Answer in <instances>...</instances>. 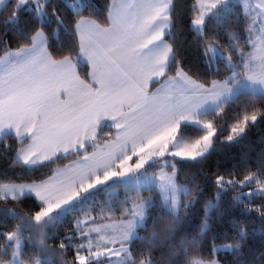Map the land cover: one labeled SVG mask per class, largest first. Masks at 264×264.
I'll return each mask as SVG.
<instances>
[{"label": "snow or ice", "instance_id": "1", "mask_svg": "<svg viewBox=\"0 0 264 264\" xmlns=\"http://www.w3.org/2000/svg\"><path fill=\"white\" fill-rule=\"evenodd\" d=\"M174 2L110 0L106 26H101L92 18L94 11L83 14L94 8L92 0H65L72 17L67 22L54 5L49 11L51 0H0V11L10 9L5 34L15 30L27 41L11 48L0 39V158L10 160V168L32 172L77 157L55 168L45 180H0V201L19 203L31 196L40 205L31 216L0 208V216L17 221L11 230L0 232V264H49L45 229L97 192L114 194L119 187L135 195L119 202V218L110 203L102 205L96 216L85 210L59 245L61 251L69 247L74 251V259L65 264H153L143 253L137 260L131 249L137 239L149 248L157 239L155 231L147 237L137 234L140 228L147 230L149 210L158 206L176 223L181 211L195 204L201 189L178 183L180 164L200 163L215 150L221 129L213 121L224 119L226 107L241 94L252 97L249 103H255L257 96L264 98V0H235L243 10L246 38L241 42L230 31L227 49L207 38L206 28L209 19L217 26L225 22L235 6L233 0H195L190 28L204 41V64L219 73L218 61L222 62L229 73L222 80L206 82L190 75L177 57ZM22 11L35 21L30 35L19 27ZM53 23L51 39L62 47L61 32L71 38L69 54L57 57L50 50L45 27ZM234 54L239 57L236 62ZM82 64L90 68L87 80L78 72ZM152 84L158 87L153 89ZM261 118L264 111L260 109L238 114L222 143L238 142ZM188 127L203 134L190 140L184 132ZM103 128L109 132L101 137ZM9 139L15 140V148L6 143ZM89 147L94 150L89 152ZM157 166L158 170L149 171ZM261 177L264 172H249L243 179L217 175L214 200L204 205L201 234L209 228L211 212L230 190L237 193L232 197L234 205L244 204L245 213L255 211L264 219V206L246 203L254 194L264 195ZM253 181L257 188L243 192ZM153 188L160 197L158 204L140 195ZM25 229L39 234L35 244L40 254L26 258L24 246L33 237H25ZM233 229L234 236L213 243V259L192 257L185 264H220L217 253H238L248 232L236 221ZM195 244V238L187 242Z\"/></svg>", "mask_w": 264, "mask_h": 264}, {"label": "trees", "instance_id": "2", "mask_svg": "<svg viewBox=\"0 0 264 264\" xmlns=\"http://www.w3.org/2000/svg\"><path fill=\"white\" fill-rule=\"evenodd\" d=\"M109 2L110 0H92L94 8L86 9L83 14L87 16L89 11H94L95 15L92 18L101 25H106L105 16ZM233 2L235 6L222 25L217 26L213 20L209 19L206 28L207 38H214L225 49L230 45L228 35L230 31L236 32L241 42L246 38L243 10L239 3L234 0ZM194 3L195 0H175L174 2L173 17L177 22L176 28L178 30L174 45L177 50V57L185 70L189 71V74L193 75L194 78H198L203 82L210 81L213 78L223 79L225 75L229 74L224 63L218 61L219 73L207 69L201 48L204 41L202 38H196L195 33L190 28ZM53 5L65 17L66 22L71 20V12L65 7V0H51L49 11H51ZM9 11L10 9L7 7L0 11V39L6 41L9 47L16 48L27 41L15 30H9L5 34L4 21L8 18ZM20 21L19 27L24 28L30 35V29L36 26L35 21L25 11L21 12ZM25 22H28L27 28L25 27ZM54 27V23L45 27V31L49 34L51 40L50 50L57 57L69 54L72 48L71 38L61 32L60 43L62 47L58 46L57 41L51 39ZM247 50L248 48L245 45V51ZM2 54L3 50L2 46H0V55ZM238 58L235 54L233 55L234 62ZM174 71L175 69L173 68L172 72ZM78 72L83 79L87 80L88 65L82 64L78 68ZM251 99L250 95L241 94L239 99L226 107L224 119L216 118L213 121L214 125H218L221 131L215 137V150L206 159L200 163L180 164L178 182L193 188L198 186L201 189L198 194H195L198 195V199L194 205L181 211V219L176 223H172L170 217L160 207H152L149 210L146 221L147 230L140 228L137 234L140 237H147L155 231L157 239L151 248L146 242H142L139 239L132 243L131 249L137 260L141 258V253L149 256L153 264H185L186 259L192 257L211 260L213 259V243L221 244L226 235L229 238L234 236L233 221H236L247 228L248 236L243 242V247L238 253L219 252L215 255V258L219 260L220 264H264V259L261 258L264 256V219H261L255 211L245 213L244 204L234 205L232 197L237 194L236 191L230 190L222 196L219 207L211 212V218L208 221L209 228L205 233L201 234V225L205 220L204 205L206 201L214 200L215 186L213 181L217 175H224L225 177L235 175L237 179H243L249 172L257 173L258 175L264 172V118L259 119L254 125H250L238 142L231 144L222 143L230 134V128L238 114H242L245 110L249 113L256 109L264 111V98L257 96L255 103H249ZM208 119L212 120L213 117L210 116ZM108 132V128H103L101 137H104ZM184 132L190 140H194L203 134L191 127L185 128ZM6 143L12 144L13 148L16 146L14 139H9ZM91 149L89 147L88 151ZM76 158L71 156L68 159H62L57 163L32 172H24L19 168H10V160L0 158V180H13L17 183L41 181L52 175V171L55 168L61 167ZM261 178L264 179V177ZM252 186H256L255 181L245 187ZM127 195H135V193H130L123 187L117 188L114 194L104 191L97 192L95 197L86 202L85 205L64 215L60 222L46 228L47 237L44 240V246L48 249L47 259L49 264H65V262L74 259V251L71 247L61 251L59 245L71 233L75 221L83 216L85 210L90 209L91 214L96 216L102 205L110 203L115 210V217L119 218V202L124 200ZM140 195L145 198L152 197L157 204L159 203L160 197L154 188L152 190L145 189L141 191ZM184 199H192V197H185ZM248 202L253 207L264 206V195L254 194L246 200V203ZM5 207L12 208L21 215L28 214L31 216L39 210L40 205L34 197L29 196L23 198L19 203L11 200L7 202L0 201V208ZM16 222L10 217L0 216V232L11 230ZM32 233V231L25 229L23 235L28 237ZM194 238L196 240L195 246H188L187 242L192 241ZM2 241L3 237H0V242ZM181 241L185 242L184 247L181 246ZM77 242L73 241V243ZM185 247L187 248V255ZM24 251L26 258L40 254V249L34 240L33 242L25 243Z\"/></svg>", "mask_w": 264, "mask_h": 264}, {"label": "rangeland", "instance_id": "3", "mask_svg": "<svg viewBox=\"0 0 264 264\" xmlns=\"http://www.w3.org/2000/svg\"><path fill=\"white\" fill-rule=\"evenodd\" d=\"M235 1V0H234ZM104 26V25H103ZM239 59V58H238ZM234 62V61H233ZM236 62V61H235ZM222 80V79H221ZM203 82V81H202ZM152 88L153 89H155L156 88V84H152ZM100 143H103V140L102 141H100ZM89 152H92L91 150H89ZM71 163V161H69L68 163H66V164H70ZM64 166V165H63ZM63 166H61L60 168H63ZM158 167L159 166H157L156 168H150L149 169V171H156V170H158ZM169 171H171V169H169ZM38 182V181H37ZM179 183V182H178ZM181 184V183H180ZM253 189V190H255L256 188H257V185L256 186H252V187H245L244 189H243V192H245V193H247V192H249V189ZM45 231H46V229H45ZM47 233V232H46ZM31 237H33V240L34 241H36V240H38L39 239V234L38 233H35V232H33L32 234H31ZM218 245V244H217ZM206 261H208V260H206Z\"/></svg>", "mask_w": 264, "mask_h": 264}, {"label": "crops", "instance_id": "4", "mask_svg": "<svg viewBox=\"0 0 264 264\" xmlns=\"http://www.w3.org/2000/svg\"><path fill=\"white\" fill-rule=\"evenodd\" d=\"M101 26H103V25H101ZM104 26H106V25H104ZM3 55V54H2ZM89 67V66H88ZM89 71H90V68H89ZM150 87L152 88V85H150ZM156 87H158V85H156ZM94 149L92 148L91 149V151H93ZM47 179V178H46ZM45 180V179H44Z\"/></svg>", "mask_w": 264, "mask_h": 264}]
</instances>
